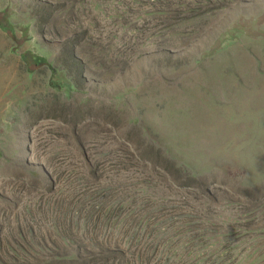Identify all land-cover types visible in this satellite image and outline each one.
I'll return each mask as SVG.
<instances>
[{
	"label": "rangeland",
	"instance_id": "374dc122",
	"mask_svg": "<svg viewBox=\"0 0 264 264\" xmlns=\"http://www.w3.org/2000/svg\"><path fill=\"white\" fill-rule=\"evenodd\" d=\"M0 264H264V0H0Z\"/></svg>",
	"mask_w": 264,
	"mask_h": 264
}]
</instances>
